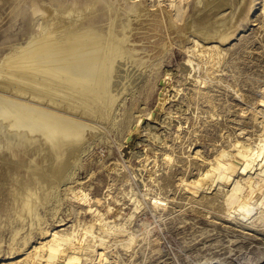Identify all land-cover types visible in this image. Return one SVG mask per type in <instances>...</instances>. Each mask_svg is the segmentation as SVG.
I'll use <instances>...</instances> for the list:
<instances>
[{
	"label": "bare ground",
	"instance_id": "bare-ground-1",
	"mask_svg": "<svg viewBox=\"0 0 264 264\" xmlns=\"http://www.w3.org/2000/svg\"><path fill=\"white\" fill-rule=\"evenodd\" d=\"M54 1V5L35 7L38 16L33 23L39 29H31L27 39L9 45L7 53L0 56V186L6 188L4 200L8 201L10 210L19 218L28 213L32 226L42 219L38 207L49 206L52 214H56L63 195L86 205L87 212L93 213V220L73 224L67 230L50 231V235L40 237L34 244L24 242L16 251L27 250V253L6 264H92L93 261L101 264L108 260L107 249L111 245L133 247L137 232L95 207L90 193L80 183L63 185L74 178L83 165V155L93 143L108 140L113 128L124 126L128 130L134 119H139L140 111L135 115L127 105L122 107L123 113L118 112L126 94L132 95L145 82L138 79L140 72H136H147L150 62V49L141 52L138 48L144 25L158 33L161 27L167 34L177 30L179 38H188L191 33L194 44L187 50L183 68L189 82L205 86L212 80L209 72L223 56L218 43L228 40L238 27L234 23L237 7L245 2L193 0L183 25L174 30L176 20L171 10L173 7L182 10L179 0ZM149 4L158 8L151 9ZM167 4L172 9H167ZM152 24L156 26L151 28ZM160 48L164 52L165 46ZM201 57L207 60H199ZM203 65L206 76L201 74ZM226 86L231 88L230 84ZM176 97L178 100L177 94ZM259 107L258 137L247 133L242 139H228L230 148L227 146L215 158L200 155L199 149L195 151L201 167L191 177L187 189L188 200L192 202L206 197L214 204L221 197L225 215L251 227L256 219L264 225V104ZM162 121H169L168 125L176 126L178 131L186 124L171 112L154 123ZM142 125L139 124L138 131ZM136 137L143 138L137 134L131 139ZM145 137L159 143V147L169 146V140L151 134L150 129ZM143 152L147 160L144 158L146 161L130 171L128 177L122 173L125 179L122 180L128 182L134 178L138 186L146 187L142 195L149 196L144 175L157 153L148 154L147 148ZM113 165L109 166L112 171L126 168L117 162ZM148 178L149 182H156L153 177ZM215 190L222 193L215 195ZM130 191L128 195L134 207L127 212L126 219L133 218L143 208L139 193L132 187ZM209 194L213 195L209 197ZM17 233L16 229L14 235ZM111 236L114 239L109 243Z\"/></svg>",
	"mask_w": 264,
	"mask_h": 264
},
{
	"label": "rangeland",
	"instance_id": "rangeland-1",
	"mask_svg": "<svg viewBox=\"0 0 264 264\" xmlns=\"http://www.w3.org/2000/svg\"><path fill=\"white\" fill-rule=\"evenodd\" d=\"M36 1L0 0V56L7 53L9 45L27 39L31 29L37 27L33 23L38 16L36 6L56 3L54 0ZM179 1L181 11L164 5L172 9L176 20L174 30L183 25V18L193 7V0ZM31 2L36 3L32 6ZM149 5L151 9L158 8L157 5L154 8V5ZM237 11L234 23L238 27L228 40L218 43L223 56L213 71H207L211 72L208 76L212 80L205 86L189 82L183 68L189 53L187 50L194 44L191 33L188 38H179L177 30L169 31L168 36L163 27L161 33L153 32L145 25L141 29L138 48L141 52L147 49L151 52L147 72L136 71L140 72L138 79L145 82L132 95L126 94L125 103L118 112L123 113L127 105L135 115L140 111V117L134 119L128 130L124 126L113 128L108 133V140L93 143L83 155V165L74 178L63 185L80 183L90 193L95 207L137 232L132 249L113 244L107 249L108 260L101 264H264V225L260 220H254L252 227L238 223L225 215L221 197L214 204L206 197L192 202L188 200L190 192L187 191L191 177L198 174L201 167L196 150L199 149L200 155L215 158L224 152V148H230L231 139H242L247 133L255 138L260 132L256 117L260 115L259 106L264 104V0H245ZM161 46H165L164 52ZM200 59L207 60L205 57ZM204 66L206 69L203 65L201 74L206 76ZM176 94L178 100H175ZM166 112L178 116L186 123V128L178 131L176 126L168 125L169 121L154 123L155 120L160 121ZM139 124L143 125L138 131ZM149 129L151 134L157 133L169 140V146L159 147V143L146 139ZM137 134L143 138L131 139ZM143 148H147L148 154L157 153L144 175L149 196L142 195L146 187L138 186L134 178L128 182L123 178L124 174L128 177L130 171L147 160ZM114 162L125 164L126 171L124 168L121 172L110 170L109 166H114ZM149 176L156 182H149ZM131 187L139 193L143 208L133 218L126 219L127 212L134 207L128 195ZM5 189L0 186V264L16 261L22 253H27V250L16 251L26 241L30 242L29 245L34 244L40 237L50 235V231L67 230L73 224L93 220V213L87 212L86 205L63 195L64 200L56 214H52L49 206L38 207H41L38 210L42 219L41 224L40 221L34 224H39L35 228L28 213L25 214L28 217L23 215L19 218L10 210L8 201L4 200ZM221 193L215 190L213 194ZM108 206H111L109 212ZM16 229L17 236L14 235ZM108 238L112 243L114 237ZM92 264L96 263L93 261Z\"/></svg>",
	"mask_w": 264,
	"mask_h": 264
}]
</instances>
